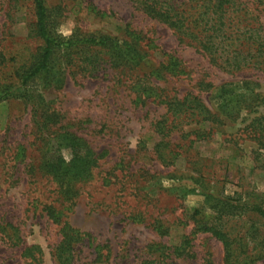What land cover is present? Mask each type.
<instances>
[{
	"label": "rangeland",
	"instance_id": "1",
	"mask_svg": "<svg viewBox=\"0 0 264 264\" xmlns=\"http://www.w3.org/2000/svg\"><path fill=\"white\" fill-rule=\"evenodd\" d=\"M233 1L243 9L244 18L253 17L255 27L260 23L264 33V0ZM45 3L55 22V38L65 40L77 32L123 41V30L129 25L156 47L146 50L138 73L132 76L104 66L94 77L74 73L60 84H52L53 77L47 87L39 88L44 100L63 117V124L98 158L92 179L81 185L66 218L72 227L89 234L93 245L100 246L101 254L108 257L96 261L93 248L85 245L77 253L75 264H140L148 244H164L168 239L175 242L189 235L195 210L200 212L198 217H212L205 196L237 205L255 202L264 209L261 67L239 72L221 70L167 28L134 12L126 0ZM88 4L111 16L101 19L87 14L84 7ZM32 22L28 0H0V52L7 59L23 55L30 60L35 54L40 44L31 33ZM163 53L177 57L184 74L153 80L152 86L159 89L156 91L164 90L166 96L179 99L195 96L213 114L217 112L222 123L211 131L209 124H203L199 126L202 133H173L168 139L175 153L170 165H161L153 151L160 139L152 133L151 125L164 114V106L152 99L139 104L130 88L131 80L159 67ZM64 59V53L57 57V61ZM8 77V71H4L3 78ZM35 86L42 87L38 81ZM221 90L233 92L221 94ZM231 99L245 106L241 104L236 113H227L226 109L232 108L224 105ZM29 109L22 101L0 103V219L19 227L25 245L42 249L43 264H54L51 250L59 242V235L41 214L39 205L58 206V202L49 179L27 172V164L36 163L38 156ZM183 129L189 131L191 127ZM21 148L24 157L18 159ZM140 171L148 172L146 181L139 177ZM136 215L144 222H132ZM154 219L170 226L169 237L155 236L149 228ZM253 222L255 219L246 215L230 226L243 233L256 226ZM192 253L189 261L177 264H202L208 255L212 264H222L221 245L208 235L194 237ZM0 264H22L19 252L1 239Z\"/></svg>",
	"mask_w": 264,
	"mask_h": 264
},
{
	"label": "trees",
	"instance_id": "2",
	"mask_svg": "<svg viewBox=\"0 0 264 264\" xmlns=\"http://www.w3.org/2000/svg\"><path fill=\"white\" fill-rule=\"evenodd\" d=\"M33 22L31 33L40 46L31 59L17 55L7 59L0 52V103L22 101L27 104L32 124L34 146L37 147L36 163H28L30 175L49 179L54 185L56 202L41 206V214L47 222L57 228L59 242L51 250L54 264H75L77 253L82 246L92 247L96 261L108 257L101 254L103 249L93 245L89 234L80 232L67 221L66 214L75 205L81 185L90 181L96 167L97 155L79 136L70 132L63 124V117L50 107L39 88L60 84L67 75L74 73L82 77H94L104 66L119 71L123 75L138 73L146 50H155L152 40H146L141 32L129 25L123 30V41L108 36L72 33L67 39L55 38L52 32L55 22L45 0H28ZM131 9L147 19L171 31L180 42L194 47L215 67L227 72L261 67L264 70V33L261 26L255 27L253 17H243V9L233 0H126ZM61 5V4H58ZM237 7V9H236ZM58 8V7H57ZM87 14L95 18L110 17L111 14L97 10L91 4L84 7ZM60 8H58L59 10ZM249 15V14H245ZM252 21V22H249ZM144 41L143 45H141ZM141 49L143 52H141ZM64 53V61H57ZM159 67L131 80L130 88L135 100L144 104L152 99L164 106V114L151 125L152 133L160 141L154 146V155L161 165H170L174 150L169 142L175 132L191 135L202 133L199 126L209 124L208 131L222 126L217 112L213 114L195 96L186 95L181 99L166 96L164 90L152 86L159 77H178L183 73L181 62L169 53L162 54ZM4 71L9 77L3 78ZM131 75V76H132ZM37 81L42 87H37ZM245 87L247 84H241ZM233 90H221V94H231ZM242 103L227 100V113H236ZM245 106V104H242ZM235 110V111H234ZM264 119V118H261ZM257 121V120H256ZM183 127H191L189 131ZM198 127V128H197ZM38 145H35V144ZM67 155V157L65 156ZM24 149L17 151L16 158L23 159ZM146 181L148 172H138ZM212 217H198L195 210L190 217L191 231L175 242H155L145 247L140 264H177L192 258V241L197 235H208L222 248V264H264V209L257 203L231 204L210 196H205ZM252 216L255 227L243 233L230 226L241 216ZM142 223L140 215L131 218ZM149 228L158 239L169 237L170 226L154 219ZM19 227L0 219V239L10 249L19 252L22 264H43V251L39 246H27L23 242ZM202 264H212L208 255Z\"/></svg>",
	"mask_w": 264,
	"mask_h": 264
}]
</instances>
